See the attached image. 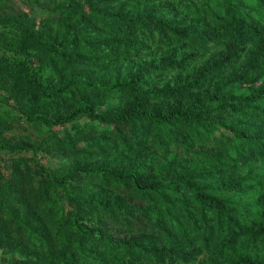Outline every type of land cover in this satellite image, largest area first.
Masks as SVG:
<instances>
[{
	"label": "trees",
	"instance_id": "obj_1",
	"mask_svg": "<svg viewBox=\"0 0 264 264\" xmlns=\"http://www.w3.org/2000/svg\"><path fill=\"white\" fill-rule=\"evenodd\" d=\"M11 1L0 249L12 264H264V0ZM52 143L69 152L61 173L41 161Z\"/></svg>",
	"mask_w": 264,
	"mask_h": 264
},
{
	"label": "rangeland",
	"instance_id": "obj_2",
	"mask_svg": "<svg viewBox=\"0 0 264 264\" xmlns=\"http://www.w3.org/2000/svg\"><path fill=\"white\" fill-rule=\"evenodd\" d=\"M48 1H56L58 2L59 0H46ZM9 10H25V11H29L30 9L24 5L22 3V0H13L9 3ZM167 50H159L153 53V55L155 56V58H159V56L166 52ZM146 58H148V56H145L142 58V60H146ZM201 60H198V63H200ZM167 83L173 84V82L175 81V73H170L165 77ZM161 82L159 83V85L163 84V80H160ZM166 83V84H167ZM13 100L10 101H0V113L2 111H10L11 113L16 112L17 110L15 109V106L13 105ZM3 113V112H2ZM18 115V114H17ZM87 120V118L85 116L81 117L79 122V128H78V132H82L83 131V125L85 123V121ZM71 123L69 124L70 127ZM56 130L60 135H63V131L65 130L63 128V126L61 125H55L53 126L52 131ZM10 132H14L17 135L20 133H28V136L33 137L34 139H39V141H46L48 142V135L45 136V134L47 132H44V138L40 136V132L33 129L30 126H27V123L25 122H19V121H12L11 122V129ZM27 136V137H28ZM30 157V165L27 169V175L28 177L32 174V172L35 170L36 165L32 159V152L26 151ZM68 155L69 152L67 151V149L62 145V144H44L42 146V150H41V161L43 163H45L47 166H49L53 171L57 172V173H61L63 172L64 167L66 166V164L68 163ZM8 160H5L2 162V171L4 172L5 175H8L10 172L9 169V164ZM0 264H12L11 260L9 257L5 256L4 253L2 252V249H0Z\"/></svg>",
	"mask_w": 264,
	"mask_h": 264
}]
</instances>
